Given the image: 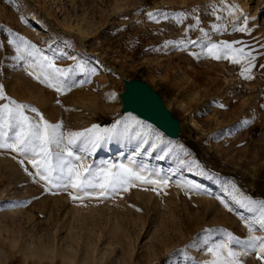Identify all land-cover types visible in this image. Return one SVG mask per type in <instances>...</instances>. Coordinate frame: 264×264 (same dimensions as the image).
Wrapping results in <instances>:
<instances>
[{"label": "rangeland", "instance_id": "rangeland-1", "mask_svg": "<svg viewBox=\"0 0 264 264\" xmlns=\"http://www.w3.org/2000/svg\"><path fill=\"white\" fill-rule=\"evenodd\" d=\"M232 5L240 10L229 16ZM241 6L237 0H0V84L9 97L51 123L62 121L66 132L82 131L111 127L128 114L143 120L123 112L121 100L125 81L141 80L181 128L171 139L143 120L175 146L164 160L155 158L159 152L143 157L168 179L166 187L137 185L107 198L73 200L74 190H49L28 174L35 171L28 161L21 165L17 153L0 149V264H196L211 258L205 230L247 238L244 218L252 221L258 212L239 208L233 196L264 200V104L240 88L264 85V0H250L249 13ZM149 12L168 18L152 20ZM177 13L185 14L183 23ZM244 17L249 31H233L245 26ZM20 37L56 54L59 67L80 62L96 74L75 72L88 82L60 94L30 74L27 54L10 43L22 48ZM181 40L185 47L167 44ZM222 41L252 52V79L241 76L242 65L206 55L207 46ZM130 152L113 141L86 163H126ZM213 237L220 238L215 231ZM241 260L264 264L254 252Z\"/></svg>", "mask_w": 264, "mask_h": 264}, {"label": "snow or ice", "instance_id": "snow-or-ice-1", "mask_svg": "<svg viewBox=\"0 0 264 264\" xmlns=\"http://www.w3.org/2000/svg\"><path fill=\"white\" fill-rule=\"evenodd\" d=\"M239 10V5H232L228 14L231 16L234 11ZM147 15L152 20H157L158 15L168 18L167 14L163 13L149 12ZM175 17L177 23H183V19L186 18L184 13H177ZM240 22L245 26L234 25L233 31H249L246 27L247 18L244 17ZM201 31L203 32V29ZM216 31H223V27L216 26ZM204 35L208 34L204 32ZM19 39L23 41L22 48L16 40L10 43L17 46L18 52L27 54V66L32 70L30 74L60 94H66L74 87L83 86L88 82L83 79L76 80L75 72L96 74L95 68L88 69L80 62L75 65V68L59 67L56 64V54L45 55L43 50L23 37ZM190 43L196 42L190 41ZM236 43L239 42L212 43L206 47V55L216 60L224 59L233 64L242 65L241 76L252 79L250 73L255 66V57L251 51H246L245 47H235ZM167 44L186 46L183 40L168 41ZM60 55L66 54L60 53ZM20 59H25V56L22 55ZM110 98L115 99V96ZM0 101H6L0 103V149L17 153L21 157L19 160L21 165L28 161L35 170L34 173L28 174L37 177L38 182L44 181L49 190L71 189L75 193H70L72 199L82 200L92 197L107 198L120 191H128L137 185H153L155 190L162 186L166 187L169 183L167 178L161 177L160 170L150 169L143 157H152L153 153L159 152L160 154L155 158L164 160L173 153L175 146L151 124L132 114L118 119L111 127L94 124L82 131L66 132L63 130L62 121L49 122L37 108L19 103L9 97L2 84H0ZM27 111L35 113L36 116L26 114ZM113 141H122L131 149L126 163L101 162L98 165L86 163L98 149ZM180 163L184 165L185 162L180 161ZM192 164L200 169L198 174H206L197 162L193 161ZM24 170L28 172L27 167ZM189 170H192L191 166ZM232 187L235 189L234 184ZM233 200L239 208L258 212L252 221L244 218L250 225L249 235L246 239H242L225 229L205 230L208 235L204 237L203 244L206 245V252L211 258L196 264H243L241 257L253 252L257 254L258 259L264 261V237L255 235L257 227L252 226H258L259 230H264V200L257 202L248 196L235 195ZM225 206L228 207L227 204ZM229 211L233 209L229 207ZM214 231L220 238L213 237Z\"/></svg>", "mask_w": 264, "mask_h": 264}, {"label": "water", "instance_id": "water-1", "mask_svg": "<svg viewBox=\"0 0 264 264\" xmlns=\"http://www.w3.org/2000/svg\"><path fill=\"white\" fill-rule=\"evenodd\" d=\"M122 110L133 113L141 119L157 126L169 138L180 135V123L166 107L159 93L141 80L125 81V90L121 94Z\"/></svg>", "mask_w": 264, "mask_h": 264}, {"label": "built area", "instance_id": "built-area-1", "mask_svg": "<svg viewBox=\"0 0 264 264\" xmlns=\"http://www.w3.org/2000/svg\"><path fill=\"white\" fill-rule=\"evenodd\" d=\"M240 90L244 95L255 97L264 104V85L243 86Z\"/></svg>", "mask_w": 264, "mask_h": 264}, {"label": "bare ground", "instance_id": "bare-ground-1", "mask_svg": "<svg viewBox=\"0 0 264 264\" xmlns=\"http://www.w3.org/2000/svg\"><path fill=\"white\" fill-rule=\"evenodd\" d=\"M242 6H241V12L242 13H249L250 10V0H237ZM261 113L257 112L256 115H259ZM216 181H219L218 177H213Z\"/></svg>", "mask_w": 264, "mask_h": 264}]
</instances>
